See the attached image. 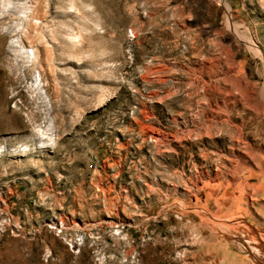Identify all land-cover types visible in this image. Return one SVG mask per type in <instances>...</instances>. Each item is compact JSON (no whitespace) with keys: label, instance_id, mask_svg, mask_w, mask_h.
Wrapping results in <instances>:
<instances>
[{"label":"rangeland","instance_id":"374dc122","mask_svg":"<svg viewBox=\"0 0 264 264\" xmlns=\"http://www.w3.org/2000/svg\"><path fill=\"white\" fill-rule=\"evenodd\" d=\"M263 160L264 0H0V264H264Z\"/></svg>","mask_w":264,"mask_h":264},{"label":"bare ground","instance_id":"6f19581e","mask_svg":"<svg viewBox=\"0 0 264 264\" xmlns=\"http://www.w3.org/2000/svg\"><path fill=\"white\" fill-rule=\"evenodd\" d=\"M157 130H158V129H157ZM159 131H160V130L157 131V132H158L157 134H159ZM152 132H153V130H152ZM153 133H156V131L153 132ZM153 133L151 134L152 136H153ZM160 135H161V132H160ZM162 136H163V135H162ZM153 137H154V136H153ZM153 137H152V138H153ZM155 137H156V136H155ZM164 137H165V136H164ZM157 138H158V137H157ZM157 138H156V139H157ZM153 139H155V138H153ZM162 139H163V137H162ZM157 140L159 141V140H161V139H157ZM154 141H155V140H154ZM158 143H159V142H158ZM256 159H257V158H256ZM263 161H264V160H263ZM257 164H258V163H256V165H257ZM257 166H258V165H257ZM259 169H260V168H259ZM255 173H256V172H255ZM257 178H258V177H257ZM238 181H239V180H238ZM245 182H246V181H245ZM259 184H260V183H259ZM256 185H257V184H256ZM250 187H251V185H250ZM252 187H253V185H252ZM252 187H251V188H252ZM242 188H243V187H242ZM244 188H246V187L244 186ZM246 189H247V188H246ZM249 189H250V188H249ZM249 189H247V190H249ZM257 189H260V188L258 187V188L254 189V190L256 191ZM245 191H246V190H245ZM255 191H254V192H255ZM252 192H253V191H252ZM254 192H253V193H254ZM248 193H251V192H248ZM241 194H242V193H241ZM242 195H243V194H242ZM245 195H246V194H245ZM250 195H251V194H250ZM233 198H234V197H233ZM253 198H254V196H253ZM232 200H234V199H232ZM253 200H254V199H253ZM238 201H239V200H238ZM246 203H247V202H246ZM251 203H252V202H251ZM252 205H253V204H252ZM237 208H238V207H237ZM244 221H245V220H243V222H244ZM244 224H245V222H244ZM250 230H251V229H250Z\"/></svg>","mask_w":264,"mask_h":264}]
</instances>
